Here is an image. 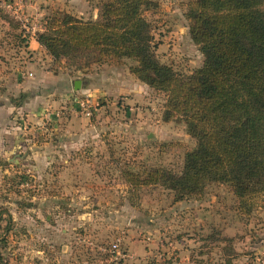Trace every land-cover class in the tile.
I'll use <instances>...</instances> for the list:
<instances>
[{"label":"rangeland","instance_id":"1","mask_svg":"<svg viewBox=\"0 0 264 264\" xmlns=\"http://www.w3.org/2000/svg\"><path fill=\"white\" fill-rule=\"evenodd\" d=\"M101 1L0 0V103L27 94L18 86L27 81L35 94L47 93L50 104H41L47 113L61 111L64 118L74 119L76 128L87 123L94 127L85 133L91 138L88 144L64 149V158L54 153L48 165L35 156L44 152L46 142L55 144L60 136L51 123H29L25 141L12 155L10 145L16 140L8 130L11 125L0 129V213L4 214L0 237L8 241L1 250L6 262L264 264V194L253 200L248 214L222 185H210L201 197L181 199L163 186L134 189L126 184L125 170L141 176L154 169L182 173L185 155L196 145L182 119L164 121L165 94L131 73L133 60L92 64L83 71L79 70L87 61L83 53L65 65L29 51L21 54L23 40L32 32H43L45 19L55 11L94 21ZM152 1L158 7L147 18L158 59L179 75L195 73L204 57L190 35L186 16L193 0ZM23 62L35 64L29 71L31 81L26 80ZM39 73L49 75L43 90L37 88ZM75 80L81 81L78 90ZM66 82L67 97L59 91V84L65 89ZM73 99L92 100L94 116L87 119L79 109L70 116ZM0 120L5 121L1 115ZM114 244L119 246L116 252Z\"/></svg>","mask_w":264,"mask_h":264},{"label":"trees","instance_id":"2","mask_svg":"<svg viewBox=\"0 0 264 264\" xmlns=\"http://www.w3.org/2000/svg\"><path fill=\"white\" fill-rule=\"evenodd\" d=\"M157 7L152 0H102L94 21L55 11L36 40L56 65L75 63L78 53L85 54L83 71L92 64L133 60L131 73L165 94L164 121L185 122L196 145L186 153L182 173L154 169L141 176L125 170L128 186H163L177 198L191 199L210 185H222L249 214L253 200L264 194V0L189 3L190 35L204 57L203 66L189 76L157 57L147 18ZM27 97L12 102L21 106ZM7 243L1 236L0 264H8L1 252Z\"/></svg>","mask_w":264,"mask_h":264},{"label":"crops","instance_id":"3","mask_svg":"<svg viewBox=\"0 0 264 264\" xmlns=\"http://www.w3.org/2000/svg\"><path fill=\"white\" fill-rule=\"evenodd\" d=\"M22 49V53L21 54H25L26 51L31 52L33 55H35L36 57L37 54L38 55H44L45 58H47V60H51V57L47 54V52L44 50V48L37 42L36 40V33L32 32L31 33V37H28V40L26 41L25 45ZM37 53V54H35ZM24 59V58H23ZM35 59V58H32ZM22 64H26V68H24L23 70H27L28 72V76L26 77V80H30L31 81V76L32 74H30V69H31V65L32 68L33 66H35V64H30L29 62H23ZM44 76V77H42ZM54 77H56V74H54ZM49 75L48 73L45 75V73H39L38 76V89L42 90L44 89V85L46 83V81H48ZM56 78H60L59 76H57ZM78 80L74 81V85L75 82ZM18 85V84H17ZM83 85V83H82ZM19 87H21V92L22 93H27V99L24 101V103L21 106H15L12 102V100H7V102L3 105V103H0V115L3 117V119L5 121H1L0 120V129L2 128L3 131H5L4 129H8V124L10 123L11 127H9L8 130H10V132L15 135V142L12 143L10 146L12 148V151L10 152V155L14 154V152L20 148L19 144L22 141H25L23 137H25L27 135V130L29 128V123L31 125V122H33L34 124H37L39 126L41 125H47L50 124V126L53 127V131L54 134H59L60 136L57 137L55 144H52V141L50 142H46L44 145V152L42 153H37V156H35L38 160H41L42 162H44L45 165H48V162L52 159H55L54 153L59 152L60 153V157L64 158L63 156L66 157L65 154H63V150H67L69 148H74V149H78V147H80L81 144H88L91 141V138L89 136H85V133H87V135L89 133H91V130L94 129V127L92 125H89L88 123L86 124V126L83 127H73L72 125H74L75 121L72 117H75L73 114H77L74 112H77L76 109L78 108L77 105H75L76 100L73 99L74 101H72L74 104L72 106H70L68 109L71 111L70 116H72L71 121H69L68 118H64L63 115L60 112H54L52 111L51 114L47 113V111L45 110V108L43 107L44 105L50 104V100L48 101L47 99V93H44L42 96L35 94V90L34 88H30V84L27 83V81L23 82V83H19L18 85ZM60 88L59 91L62 94V96L67 97V95H69L68 93L63 94V92L69 87V83L66 82L65 86L66 88L64 89L62 86L63 84H59ZM84 88V87H83ZM51 91L54 90L55 88H50ZM64 90V91H63ZM57 91L55 90L54 92L57 95ZM86 90H82V92H84ZM70 99L64 100L66 103L67 101L69 102ZM63 101V100H62ZM44 104L43 106H41V104ZM65 105H69V104H65ZM37 111H35V107H37ZM55 106V104L53 105ZM75 106V108H74ZM63 110L66 108H62ZM43 111V112H42ZM46 111V112H45ZM57 114V115H55ZM64 114V113H63ZM7 116V117H5ZM7 118H10V120L8 121ZM66 120V126L65 123L63 121ZM19 121V122H18ZM46 121V122H45ZM34 124L32 125L34 127ZM5 125V127L3 126ZM85 127V128H84ZM40 130H43V126L42 128H39ZM38 129V132H39ZM84 129V130H82ZM63 130L65 131V133L63 132ZM75 130V135L72 134V131ZM30 133L35 132L32 129H29ZM9 132V131H8ZM64 133V134H63ZM71 135L70 137L68 136ZM58 150V151H57ZM43 169V168H42Z\"/></svg>","mask_w":264,"mask_h":264},{"label":"built area","instance_id":"4","mask_svg":"<svg viewBox=\"0 0 264 264\" xmlns=\"http://www.w3.org/2000/svg\"><path fill=\"white\" fill-rule=\"evenodd\" d=\"M75 104H78L77 109H79L80 113L84 115V117H86L87 119H91L94 116L96 110L92 100L87 99V100L76 101ZM113 248H114L113 252H116L117 251L116 249H118L119 246L117 244H114Z\"/></svg>","mask_w":264,"mask_h":264},{"label":"water","instance_id":"5","mask_svg":"<svg viewBox=\"0 0 264 264\" xmlns=\"http://www.w3.org/2000/svg\"><path fill=\"white\" fill-rule=\"evenodd\" d=\"M80 86H81V81H76L75 82V89L76 90L80 89Z\"/></svg>","mask_w":264,"mask_h":264}]
</instances>
